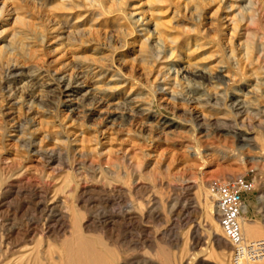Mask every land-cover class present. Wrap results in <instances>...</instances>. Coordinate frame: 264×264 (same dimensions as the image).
<instances>
[{
	"label": "rangeland",
	"instance_id": "rangeland-1",
	"mask_svg": "<svg viewBox=\"0 0 264 264\" xmlns=\"http://www.w3.org/2000/svg\"><path fill=\"white\" fill-rule=\"evenodd\" d=\"M237 175L264 242V0H0V264H67L58 200L116 263L234 264L202 210Z\"/></svg>",
	"mask_w": 264,
	"mask_h": 264
},
{
	"label": "bare ground",
	"instance_id": "bare-ground-1",
	"mask_svg": "<svg viewBox=\"0 0 264 264\" xmlns=\"http://www.w3.org/2000/svg\"><path fill=\"white\" fill-rule=\"evenodd\" d=\"M253 17V16H252ZM253 20V19H252ZM251 20V21H252ZM261 30V29H260ZM250 39V38H249ZM150 58V57H149ZM202 73L201 72H192L191 76L194 78H200L202 77ZM203 78V77H202ZM209 132V131H208ZM244 143L243 146H250L253 144L252 139L244 137L242 139ZM70 161V160H69ZM105 179V178H104ZM201 185V184H200ZM204 186V185H202ZM201 186V187H202ZM200 187V188H201ZM16 188V187H15ZM7 189V188H6ZM17 189V188H16ZM18 190V189H17ZM102 190V189H101ZM205 190V189H204ZM22 191V190H21ZM210 192V190H208ZM5 192V191H4ZM18 193V191H16ZM90 192V191H89ZM88 193V192H87ZM86 193V194H87ZM121 193V192H120ZM118 194V193H117ZM205 197H204V201H203V213L205 216H207L209 218V220L212 222V227L214 229L215 232H213V236L216 238V240L219 241V236L218 234L220 233L222 235L221 239L228 242L226 240V238L224 237V234L218 224V221H213V210H212V203L209 200V194L208 192L205 193ZM212 194V200H213V193ZM2 195V193H1ZM5 195V194H4ZM6 196V195H5ZM120 197H124V196H120ZM119 197V199H120ZM110 198V197H109ZM90 199V198H89ZM123 199V198H122ZM125 199V198H124ZM123 199V200H124ZM1 201V200H0ZM3 201V200H2ZM121 201V200H120ZM127 201V200H126ZM214 201V200H213ZM124 202V201H122ZM141 202V201H140ZM139 202V203H140ZM113 203V202H112ZM4 204V203H3ZM57 207L58 209L56 210L55 214H50L49 213V219L52 217V220H54L55 223L57 224H61L62 226L65 227H69L70 231H68L69 233V237L71 238V243L77 245V248L74 249L73 251L71 250V253L68 252V255L65 256V259L67 260V264H119L118 262L116 263L115 259H114V249L112 247H110L111 245H109L110 243H107L105 241H103V239H101L98 235H91L94 237H91L90 235H88V233L86 234V231L84 229H82V226L80 227V225L78 226L75 222L74 219V212L76 211L75 209L73 210L72 208V215H68V213L66 211H64L63 209H68L66 203L64 200H58L57 203ZM142 205V204H141ZM2 206V205H1ZM0 206V208H1ZM125 208L123 209H118L117 211H119L116 215H110L109 218L111 219V221H113V223L117 224L118 228L122 231V239L131 243V244H135L137 242H140V237L139 239L135 238L134 234L132 232H130V230L133 228V224L134 222L138 219L135 210L136 208L134 207L135 204L134 202H130L127 201L125 203ZM53 207V206H52ZM135 208V209H134ZM246 210V206L244 203L243 206V213ZM51 213L53 211L52 208H50L49 210ZM215 211V209H214ZM3 212V211H1ZM55 212V211H54ZM115 213V212H114ZM77 214V212L75 213ZM216 216V215H215ZM84 217V216H83ZM7 218V217H6ZM85 218V217H84ZM106 218V217H105ZM3 220V219H2ZM47 220V219H46ZM48 221V220H47ZM94 221V220H93ZM138 223V222H136ZM135 223V224H136ZM86 224V223H85ZM92 224V223H91ZM111 224V223H110ZM240 224H241V230L242 233L244 235V237L248 240H258L260 238V233L257 229V227L248 219H246L245 217L241 216L240 218ZM3 225V224H2ZM60 225V226H61ZM113 225V224H111ZM12 226V225H11ZM61 226V227H62ZM114 226V225H113ZM4 227V225H3ZM87 227V226H86ZM91 227V226H90ZM89 227V228H90ZM83 228H85L83 226ZM6 229H8L6 227ZM2 230V229H1ZM7 231V230H6ZM12 231V230H11ZM10 232V231H9ZM45 232V231H44ZM7 234V233H6ZM10 234V233H9ZM25 234V233H24ZM66 234V233H65ZM219 234V235H220ZM1 235V234H0ZM3 236V235H2ZM6 236V235H5ZM12 236V235H10ZM98 236V237H97ZM9 237V235L7 236V238ZM42 237V236H41ZM106 237V236H105ZM14 238V237H13ZM18 238V237H17ZM20 239V238H19ZM12 240V239H11ZM2 241V240H1ZM221 241V240H220ZM16 242V240H15ZM1 244V243H0ZM7 244V242H6ZM3 247V246H2ZM150 247V246H148ZM7 248H8V244H7ZM3 249V248H2ZM5 249V248H4ZM3 249V251H5ZM38 250V249H37ZM42 250V249H41ZM67 250V249H66ZM65 250V251H66ZM48 251V250H47ZM64 251V252H65ZM38 253L39 250L37 251ZM43 252V250L41 251ZM117 252V251H116ZM5 253V252H4ZM11 253V252H10ZM37 253V255H39ZM1 254V253H0ZM8 254V253H7ZM34 255V254H33ZM41 255V254H40ZM66 255V254H65ZM35 256V255H34ZM230 256V255H229ZM21 257V256H20ZM37 257V256H36ZM42 257V255H41ZM28 259V258H27ZM8 260V259H7ZM26 260V259H25ZM38 260V259H36ZM32 261V260H30ZM29 262V260L27 261ZM26 262V264H27ZM36 262V261H35ZM38 262V261H37Z\"/></svg>",
	"mask_w": 264,
	"mask_h": 264
},
{
	"label": "built area",
	"instance_id": "built-area-1",
	"mask_svg": "<svg viewBox=\"0 0 264 264\" xmlns=\"http://www.w3.org/2000/svg\"><path fill=\"white\" fill-rule=\"evenodd\" d=\"M252 188V183L242 175L211 182L216 219L231 246L234 264L256 261L264 256V242L246 239L241 230L245 196Z\"/></svg>",
	"mask_w": 264,
	"mask_h": 264
}]
</instances>
